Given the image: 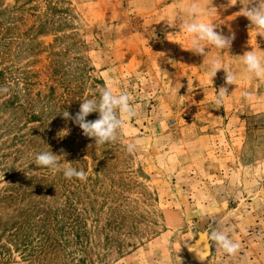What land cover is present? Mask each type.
I'll use <instances>...</instances> for the list:
<instances>
[{
    "label": "rangeland",
    "instance_id": "rangeland-1",
    "mask_svg": "<svg viewBox=\"0 0 264 264\" xmlns=\"http://www.w3.org/2000/svg\"><path fill=\"white\" fill-rule=\"evenodd\" d=\"M191 2L0 0V264H199L186 252L196 239L211 264H264V78L242 58L264 61V37L239 13L245 0H212L201 19L235 39L195 55L179 29ZM217 56L235 85L223 69L210 79ZM103 87L137 114L95 145L62 115ZM43 151L86 179L38 167Z\"/></svg>",
    "mask_w": 264,
    "mask_h": 264
},
{
    "label": "clouds",
    "instance_id": "clouds-1",
    "mask_svg": "<svg viewBox=\"0 0 264 264\" xmlns=\"http://www.w3.org/2000/svg\"><path fill=\"white\" fill-rule=\"evenodd\" d=\"M238 2L240 3V0H235V2L228 0V6ZM212 8H215L212 6V0L207 7L202 6L201 0H192L185 8V15L188 18L182 20L179 28L189 37L190 46L185 50L204 58L207 55L205 44L218 50H225L231 48L235 39V33L224 35L222 32L216 31L219 24L203 22L201 17L208 15ZM239 13L249 20L250 26L257 30V35L264 37V0H245L241 4ZM242 58L244 70L249 78H264V61L254 51L245 52ZM221 69L225 72L226 85H235L236 75L228 69L227 65L222 64L219 56L210 61V79L212 80ZM227 95V87L222 86L216 89L214 102L217 105H223ZM92 113H98V118L95 120L86 119ZM136 114V108L131 103L127 93L120 92L117 94L112 87H103L99 91V98L83 100L79 111L74 116L70 115L68 111H64L62 116L79 126L83 135L92 138L95 145H103L115 143L124 129L125 120L123 117L131 119ZM64 132L67 134V130ZM125 147L129 153H132L136 150L137 143L129 142ZM61 151L63 152V150ZM58 156L63 155H57L52 151L40 152L35 157V165L47 167L54 173L62 170L66 179L77 178L81 181L86 179L85 171L71 167V163L67 162L65 158L68 166L61 169V161L58 160ZM210 239L215 242L216 246L229 254L235 253L239 248V244L233 242L228 234L223 231H212Z\"/></svg>",
    "mask_w": 264,
    "mask_h": 264
},
{
    "label": "water",
    "instance_id": "water-1",
    "mask_svg": "<svg viewBox=\"0 0 264 264\" xmlns=\"http://www.w3.org/2000/svg\"><path fill=\"white\" fill-rule=\"evenodd\" d=\"M203 243H204V241L202 242L201 239H199V240L196 239L195 241H193V243L189 244L187 249H186L187 255L192 261H194L196 263L211 264L210 261H206L207 257L205 258L206 253L207 252L210 253L209 246L204 245ZM202 244H203V246H201ZM194 253H197L198 255H195ZM207 255L209 256V254H207Z\"/></svg>",
    "mask_w": 264,
    "mask_h": 264
},
{
    "label": "trees",
    "instance_id": "trees-1",
    "mask_svg": "<svg viewBox=\"0 0 264 264\" xmlns=\"http://www.w3.org/2000/svg\"><path fill=\"white\" fill-rule=\"evenodd\" d=\"M7 101H9V100H6V101H4V103H3V104H6V103H7ZM76 238H77V239L79 238V233H76Z\"/></svg>",
    "mask_w": 264,
    "mask_h": 264
},
{
    "label": "bare ground",
    "instance_id": "bare-ground-1",
    "mask_svg": "<svg viewBox=\"0 0 264 264\" xmlns=\"http://www.w3.org/2000/svg\"><path fill=\"white\" fill-rule=\"evenodd\" d=\"M202 246V245H201ZM195 255H198L197 253H194ZM208 252L206 253V256H205V258L207 257L208 258ZM200 257V256H199ZM206 261H209L208 259L206 260Z\"/></svg>",
    "mask_w": 264,
    "mask_h": 264
}]
</instances>
